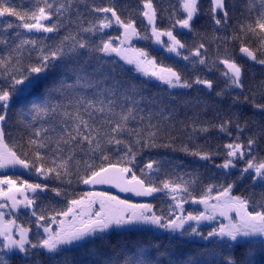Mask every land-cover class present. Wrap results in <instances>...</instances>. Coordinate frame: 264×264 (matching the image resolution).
I'll return each mask as SVG.
<instances>
[{
    "label": "snow or ice",
    "instance_id": "obj_1",
    "mask_svg": "<svg viewBox=\"0 0 264 264\" xmlns=\"http://www.w3.org/2000/svg\"><path fill=\"white\" fill-rule=\"evenodd\" d=\"M141 3L143 7L139 14L148 25L143 35L135 19L122 17L114 5L96 6L88 0H34L33 6L25 10L22 5L18 9L14 0H0V17H15L18 21L0 20V170L19 167L42 180H52L56 185L18 182L7 176L0 178V237L3 238L0 264H10L11 255L18 254H23L24 264H44L40 259L42 254L48 264H58V257L66 250L63 246L83 242L87 237L107 233L113 228L128 232L147 230L141 226L173 234L168 237L170 246L178 245L182 237H199L207 242L203 251L195 254V259L189 258L182 264H253L256 253L251 247H243L239 255L236 253L242 245L257 242L245 238H264V199L257 202L233 195V188L237 181L247 179L253 188L264 189V157L256 155L264 128L260 135L249 134L241 140L249 121L241 124L238 115L235 122V114H229L219 123H201L196 116L190 124L192 133L206 134L215 129L232 135L231 128L235 123L238 135L223 145L225 159L215 167L235 169L237 161H243L244 167L235 180L221 185L216 195H212L215 187L212 185L199 198L193 195L198 176L188 180L184 176L160 179L161 161H138L146 149L179 150L203 161L212 160V153L190 148L187 144L177 149L176 137L160 121H152L154 116H159L171 124L177 110L176 98L189 95L169 90L195 89L200 92L207 89L212 92L214 81L200 76L188 77L182 69L157 65L148 52L126 48L124 44L134 37L154 40L167 52L194 66L202 65L210 72L216 65H223L220 75L224 78V89L215 90L217 97L230 96L233 106L240 105L243 97V103L251 104L254 109L253 116L259 114L262 117L264 102L250 100L244 95V67L235 58L225 54L209 62L202 54V50L207 51L204 43L189 49L190 54L181 51L186 49V44L177 38L179 33L174 34L176 25L188 32L196 31L199 0H179L184 15L176 18L168 28L157 26L158 18L163 19V10L158 12L153 0H141ZM86 12L106 15L88 20ZM229 13L228 0H211L213 31L225 30L223 40L226 43L239 44L240 53L255 64L264 65V0H247L241 11L244 19L230 33L227 32ZM175 15L173 12L172 16ZM113 26L123 29L119 46L113 44L112 38L95 43L87 36H95ZM10 29L16 31L10 33ZM21 30L53 35L24 36ZM162 37H167V41ZM113 55L125 64L133 65L136 72L166 85V89L153 94L148 90L149 85L137 83L130 77L122 78L124 69L117 61L105 59ZM260 86L264 87V81ZM79 89L92 90L93 94L84 95ZM184 103L198 105L201 101L197 96ZM14 109L19 110L24 128L15 137L7 131ZM189 139H192L191 135ZM139 163L142 166L137 175L134 169ZM222 175L227 180L232 173L224 171ZM74 184H107L137 196L164 193L174 202V207L170 205L165 214L163 210L154 211L151 204H132L103 192L74 195ZM38 190L51 191L61 197L66 201V207L54 215H46L44 209L37 211L35 202L39 197L35 194ZM29 192L34 195L28 196ZM189 199L204 205L205 211L185 215L183 205ZM250 205L252 211H249ZM21 207L31 209L37 229H43L44 235L35 242L29 239L30 228L17 225L15 219L5 220L4 209L12 213ZM175 209H179V213ZM233 212L235 218L230 215ZM217 215L227 223H221L207 233L199 230L202 221H214ZM58 216L63 219L57 220ZM44 221L57 224L58 228L53 231L49 223H42ZM177 233L178 237L175 236ZM259 243L264 244V239ZM150 247L157 252L155 258H150L142 245L134 249L117 245L104 254L98 264H164L160 257L172 255L163 245ZM168 264H174V261L169 259Z\"/></svg>",
    "mask_w": 264,
    "mask_h": 264
},
{
    "label": "trees",
    "instance_id": "obj_2",
    "mask_svg": "<svg viewBox=\"0 0 264 264\" xmlns=\"http://www.w3.org/2000/svg\"><path fill=\"white\" fill-rule=\"evenodd\" d=\"M34 0H14L18 9L22 5L23 9H28L33 6ZM247 0H228L230 6V19L227 32H232L236 27L238 22L242 21L244 17L241 16V11L244 8ZM89 4H95L96 6H110L114 5L119 12V14L128 18L131 17L135 19L138 30L141 31L143 35L144 29L148 28L147 21L139 14V10L143 7L141 0H88ZM154 6L158 9V12L162 11L163 19L157 20V26L162 28H168L170 23L174 22L176 18H181L184 13L180 9L179 0H153ZM258 6V5H257ZM210 7L211 0H200L199 8L200 15L195 22L196 31L188 32L187 29H181L179 25H176L174 34L179 33L178 39L186 44V49L181 50L185 54H190L189 49L198 46L199 43H204L207 51L202 50V54L208 57L209 62L215 60L217 56H223L227 54L236 59L238 63H241L244 67L245 72V92L244 95L248 96L250 100L255 99L258 102H264V87H261V81H264V65L255 64L244 56L239 51V44L226 43L223 40L225 35V30L221 29L219 32H214V25L210 20ZM81 11L84 10V5H80ZM175 12V16L172 13ZM75 15V13H73ZM106 15L104 13H85L88 20H93L97 16L103 17ZM109 15V14H107ZM0 20L11 21L18 23L15 17H0ZM47 23V22H46ZM15 29H10V33H14ZM24 36H41V35H53L44 33H27L21 30ZM119 34V30L115 27L111 29L103 30L98 32L95 36L87 34L88 38L99 43L101 39L114 38ZM150 35V32L148 33ZM220 37V39H216ZM116 38V37H115ZM142 40L143 44L136 42V46L149 53V56L153 58L158 65L171 66L174 68L182 69L186 76L195 77L200 76L202 78L212 79L214 81V89L221 90L224 89V78L220 75V70L223 69V65H216L213 71H208V69L202 65H193L188 61L177 57L174 53H169L164 47L157 48L153 45L152 40ZM35 55V53L33 54ZM106 60H116L118 65L124 69V76L122 78H132L137 83H145L149 85V91L156 94L160 89H166V85L160 84L159 82L145 80L137 76L132 70L128 69L119 59L114 57H105ZM192 59H195L194 57ZM71 82V81H69ZM201 87L202 86H198ZM215 90L209 92L207 89H203L197 92L195 89L190 90H169L173 92H186L189 95L184 97L176 98L177 110L173 117L171 124L163 121L161 117L154 116L153 123L160 121L168 131L176 137L174 144L177 149H179L183 144H187L190 148H198L201 151L210 152L213 154L211 161H203L198 157H193L187 155L182 151H173L171 149L165 148H154L146 149L143 154L138 157V161L147 162L149 159H157L161 161V172L158 174L160 179L172 178L175 179L177 176H184L185 180L191 179L192 176H198L196 184L193 186V195L199 198L207 189L208 186L214 185L213 193L217 194L220 190L221 185H226L236 179L239 175V170L244 167L243 161H237V167L230 170H222L216 168V164L223 163L225 157L224 153L226 149L223 145L229 143L238 135L235 128V123L231 128L232 135H226L225 133L219 132L218 130H210L208 133H192V128L190 126L192 118L199 116L200 122L205 123L209 121H215L219 123L222 119H226L229 114H235L233 120L239 116V122L244 124L245 121H249V125L246 128L244 134L241 136V140L247 138L249 134L260 135L261 129L264 128V117L257 114L253 116L254 109L251 104L243 103V97H241V104L238 106L232 105V100L230 96H225L223 98L217 97L215 95ZM82 94L91 96L93 94L92 90L79 89ZM199 97L201 103L198 105L185 104L186 99H191L192 97ZM183 122V123H181ZM11 127L7 129L13 134V137L19 132H23V124L21 123V115L18 109H14L11 113ZM185 125H189L187 128ZM192 139H189V136ZM219 153V154H216ZM256 155L258 158L264 157V137H262L258 142V148L256 149ZM142 166V163L137 165L134 169L139 175L138 168ZM224 171H229L232 173L231 176L225 179L222 175ZM191 174V176L187 175ZM156 175V174H154ZM11 177L19 181H26L28 183H43L50 186H56L55 182L52 180H42L39 176L30 173L29 175L18 174L16 172H6L5 170H0V178ZM159 181H157L158 183ZM83 184L72 185L74 195H83L85 191L82 189ZM250 193L252 194L250 196ZM35 195L39 199L35 202V209L40 211V209L45 210L46 215H54L57 211L66 207V201L61 197L55 196L51 191L37 192ZM233 195H239L243 197H249L257 202L264 199V189L260 187L253 188L250 180L237 181L236 187L233 188ZM126 201V200H125ZM153 206L154 211L159 213L161 210L165 214L168 212L169 206L174 207V202L168 199L164 193H158L156 199L148 203ZM197 203H192L191 199L184 206L192 212L194 205ZM253 208L249 207V211ZM256 210H260L257 208ZM31 211L29 212H19L15 216L16 223L28 227L31 229L30 239L35 242L37 239L42 237L44 234L41 229H37L35 225V217L31 216ZM59 217V216H58ZM57 217V218H58ZM42 223H48L44 221ZM39 233V235H38ZM205 233V231H204ZM103 236L104 239H100ZM172 234H159L150 229L145 231H119L102 234L95 237L80 246L65 248L66 250L58 257V264H98V261L103 257L104 254L110 253L114 247L117 245H124L128 248L134 249L137 245H142L144 250L149 254L150 258H155L157 252L154 248L150 247L153 244H160L168 248L172 253L171 256L167 254L160 257L164 261V264H168L169 259L174 261V264H182L183 261L193 258L195 259V254L197 252L203 251V246L207 243L199 239L198 237H182L180 238V243L178 245H169L168 237ZM179 236V235H175ZM257 241L251 245H242L241 248L237 250V255L243 250V247H251L255 250V256L253 259V264H264V244H260L261 239H252ZM3 241L0 240V244ZM23 254L11 255L10 264H24L21 257ZM44 261V264H48L47 259H45L44 254L40 257Z\"/></svg>",
    "mask_w": 264,
    "mask_h": 264
},
{
    "label": "rangeland",
    "instance_id": "obj_3",
    "mask_svg": "<svg viewBox=\"0 0 264 264\" xmlns=\"http://www.w3.org/2000/svg\"><path fill=\"white\" fill-rule=\"evenodd\" d=\"M200 1V0H199ZM110 15V14H109ZM113 27H115V28H117L118 30H119V34L117 35V36H115L114 38H112L113 39V44L114 45H116V46H119L120 45V40L123 38L122 37V33H123V29H121V28H119L118 26H113ZM111 29V28H110ZM107 30H109V29H107ZM162 39L163 40H165V41H167V37H162ZM142 40H140L139 38H132L129 42H127V43H125L124 44V47H126V48H137V49H139L137 46H136V42H140V44H143V42H141ZM152 43H153V45L155 46V47H157V48H162V46L161 45H158V44H156L155 42H154V40H152ZM111 57H114V58H117V59H119L120 60V58L119 57H117V56H115V55H113V56H111ZM128 69H130V70H132L137 76H139V77H141V78H143V79H145V80H149V81H154V82H159V81H157V80H155V78H153V77H149V76H144L143 74H141V73H139V72H136L135 71V69H134V66L133 65H128V64H125L124 63V61H122V60H120ZM158 65V64H157ZM160 83V82H159ZM5 171L6 172H16V173H18V174H27V175H29L30 173L28 172V171H26V170H24V169H21V168H19V167H17V168H8V169H5ZM37 192H40L39 190L37 191ZM107 194V193H106ZM27 195L28 196H32V195H34L33 193H31V192H29V193H27ZM109 195H111V194H109ZM214 195H216V194H214ZM157 196H158V193H157ZM120 199V198H119ZM121 200H123V199H121ZM128 203H132V204H143V203H135V202H132V201H127ZM210 203H215V201H210ZM194 210L191 212L189 209H188V207L187 206H184L183 205V211H184V214L185 215H187V214H189V213H191V214H193V215H196V214H199V213H202V212H204L205 211V209H204V205H202V204H195L194 205V208H193ZM31 209H24L23 207H21L20 209H19V211H17V212H12V213H9V210L8 209H4L3 211L5 212V220H12V219H14L15 218V216H16V214H18L19 212H29ZM154 210V209H153ZM175 211L177 212V213H179V209H175ZM230 215L233 217V218H235V213L233 212V213H230ZM59 219H63V217H58L57 218V220H59ZM49 223V225H50V227L53 229V231H55L57 228H58V225L57 224H51L50 222H48ZM221 223H227V220H225L223 217H221V216H219V215H217L216 216V219L214 220V221H211V222H209V221H202L201 223H200V225H199V230H202L203 232L205 231V233H207L211 228H213V227H219L220 226V224ZM17 225H19V224H17ZM142 228H147V229H150V230H152V231H154V232H156V233H159V234H171V233H168V232H165V231H163V230H161V229H156V228H151V227H149V226H141ZM186 227H187V225H186ZM41 229V231H42V233H43V229L42 228H40ZM114 231H116V232H119V231H126L125 229H116V228H113V229H110L107 233H111V232H114ZM104 234H106V233H104ZM29 235H30V233H29ZM100 235H102V234H100V233H97L95 236H91V237H87L86 239H85V241H83V242H77V243H75V244H73V245H68V246H63L64 248H69V247H75V246H80V245H82L83 243H85V242H87V241H89V240H91V239H93V238H95V237H98V236H100ZM173 235V234H172ZM176 235V234H175ZM177 235H179L178 233H177ZM16 238H18V237H16ZM199 238V237H198ZM29 239H30V236H29ZM200 239V238H199ZM245 239H264V238H261V237H252V238H245ZM0 240H2L3 241V238L2 237H0Z\"/></svg>",
    "mask_w": 264,
    "mask_h": 264
},
{
    "label": "water",
    "instance_id": "obj_4",
    "mask_svg": "<svg viewBox=\"0 0 264 264\" xmlns=\"http://www.w3.org/2000/svg\"><path fill=\"white\" fill-rule=\"evenodd\" d=\"M82 189L85 192L93 191V192H103V193L111 194L120 199L126 201H132L135 203H151L157 197V193H153L152 196H137L133 192H121L118 188L107 184L95 185V186L82 185Z\"/></svg>",
    "mask_w": 264,
    "mask_h": 264
}]
</instances>
